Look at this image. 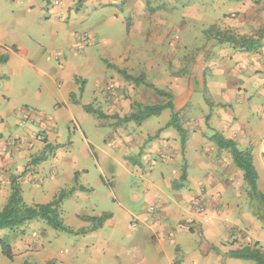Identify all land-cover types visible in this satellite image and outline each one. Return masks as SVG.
<instances>
[{"label":"crops","instance_id":"crops-1","mask_svg":"<svg viewBox=\"0 0 264 264\" xmlns=\"http://www.w3.org/2000/svg\"><path fill=\"white\" fill-rule=\"evenodd\" d=\"M12 1L0 15V56L8 55L0 68L13 65L0 71V210L14 184L30 204L72 190L61 216L94 264H257L230 256L255 244L264 250V220L250 207L244 172L209 137L220 132L241 150L251 149L264 192V34L256 33L264 27V0H55L52 7L47 0ZM5 16L16 26L8 27ZM213 26L259 45L225 42ZM119 69L144 73L146 82L173 94L185 146L179 131L166 126L170 109L116 125L114 115L131 113L134 101L154 104L149 101L157 96ZM71 121L80 138L70 125L62 127ZM36 132L45 141L35 140ZM76 143L74 152L66 149ZM135 177L141 188L133 187L132 200L117 195L116 205L137 215L138 227L120 230L112 211L87 233L76 232L93 225L83 217L104 211L74 212L81 223L69 224L71 200L81 206L80 196L94 195L98 204L87 200L96 211L109 198L96 188ZM20 229L0 230V248L9 239L12 260L68 264L42 243L64 231L41 219ZM8 260L3 256L0 264Z\"/></svg>","mask_w":264,"mask_h":264},{"label":"trees","instance_id":"trees-1","mask_svg":"<svg viewBox=\"0 0 264 264\" xmlns=\"http://www.w3.org/2000/svg\"><path fill=\"white\" fill-rule=\"evenodd\" d=\"M210 30L217 31V36L219 35L222 40H224L225 42H230L236 46L248 49H255L259 45V41L254 39L253 37H248L245 35H230L228 31H218L215 26L211 27ZM262 32L260 33L259 38H262ZM7 61L8 55L4 54L0 56V63H4ZM119 72L124 76V78H126L128 81H132L136 85L144 84L153 88L158 95L167 97L168 101L166 103H155L148 105H144L140 102L134 101L131 113L124 117L114 115L113 118L117 119L119 123L129 121H134L135 123H142L147 118H150L152 116H158L162 114L165 109H170L172 111V116L166 126H173L179 131L183 138V146H185L186 130L183 128V126H181L182 124L179 117V112L173 102V94L158 88L153 83L146 82V76L144 73L136 76L128 73V71L124 69H119ZM85 109L88 112L97 114L100 118H106V115L102 111L93 109L91 105H85ZM209 138L210 140L214 141L220 149L228 150L232 154L236 166L244 172V179L248 187L247 189L249 194L250 207L252 208L254 215L258 219L264 220V192H262L258 187L259 175L253 162L252 150H241L233 139L226 138L220 132H215ZM185 177L186 173L184 172L183 178ZM20 189L21 188L19 185H13L11 190L12 193L6 205L3 207V209L0 210V230L9 229L11 231H15L17 229H20V227H22L28 221L34 219H41L44 220L49 226H51L55 230L64 231L68 233H75L73 229L66 226V224L64 223L60 209L61 203L66 197L71 194L72 190H61L57 197L49 203H37L28 205L25 202L24 197L22 195V191ZM86 189V187H80V190ZM111 216L112 214L107 212L101 216H85L83 217V219L91 221L93 223L91 229L94 230L102 226L105 220H107ZM91 229L84 228L76 232L85 233ZM1 245L3 255L12 260L14 258V252L10 240L3 239L1 241ZM230 256L241 259L254 260L257 262V264H264V250L259 247L258 244H255L253 246H245L240 249L231 251ZM24 264L38 263L25 262ZM47 264L56 263L54 261H50Z\"/></svg>","mask_w":264,"mask_h":264},{"label":"rangeland","instance_id":"rangeland-1","mask_svg":"<svg viewBox=\"0 0 264 264\" xmlns=\"http://www.w3.org/2000/svg\"><path fill=\"white\" fill-rule=\"evenodd\" d=\"M47 1L49 2L48 4H49L50 7L54 6V1L55 0H47ZM11 3L14 4L15 2L12 1V0H0V15L5 14L4 10H6L8 5L11 4ZM6 19H7V21H6ZM42 19L47 21L45 15L42 16ZM2 21H5L6 25H8V27H12L14 25L16 26V23H14V20L11 17L6 18V16H5V18L2 19ZM261 32H262V35H263L264 34V27L260 28V30L258 32H256V33H257L258 36H260ZM28 34L29 33H26V35H28ZM12 67H13V65H11V64H9L7 66L3 65L0 68V71L2 70V68H3L4 71H10L12 69ZM130 82L133 83L132 81H130ZM147 87H149V86H147ZM149 88L154 90L151 87H149ZM165 91H167V90H165ZM167 92L171 93L170 91H167ZM156 95H157L156 98L150 99L149 102H154V104H155V103H162V102L166 103L168 101L167 97H163V96H160L158 94H156ZM161 98H164V99L161 100ZM151 100H153V101H151ZM132 105H133V103H132ZM144 105H146V104H144ZM197 108H198L199 111H201L200 107H197ZM105 119L106 118H104V120ZM62 124H63L62 127H65V130H67V129L69 130V128L67 126L70 125L71 129H73V136L75 134V131H77L78 132L77 133V137L80 138L79 130H77L76 127H75L76 123L71 121L70 123L69 122L68 123L64 122ZM119 124H122V123L116 122V125H119ZM40 133H42V132H40ZM77 143H79V142H77ZM77 143L71 148H68L69 146L68 147L66 146V149L67 150H72V151L73 150H77V148H78V144ZM83 145L85 147H87L84 142H82L81 147H83ZM80 164H82V163L80 162L78 164V166H80ZM133 187L141 188V184L139 182V178L135 177L133 179V181H130V183L128 181H125L124 183L115 182V183H113L112 186H109V187H104L103 185L99 186V188L95 189L96 193H98L99 195H100V193H103L105 196L108 195L109 198H107V200H105V201L100 202L101 204L95 206L96 211H92L91 206L89 205V202L87 200V199H90V201H93V203L98 204L99 201L94 197V195L93 196L92 195L88 196V194H83V196H80L81 197L80 199H82V201H83L81 206H75L74 203H73L74 201L71 200L69 203L66 204V209L68 210V217L67 218H68L69 224H71L72 226L76 227V226H78L81 223V220L73 219L74 218V214H73L74 212H79L80 211V213H84V214H96V215L100 214L101 215V214H103V213H101V211H104V213L112 211V213L114 212V214H115V222H116V224L120 225L117 228H120V230H122V229L125 230V231H127L128 229L130 230V226L131 225H132V227H138V225L141 223L140 220L138 219V216L137 215H132L131 216V215H129L128 212H126L124 210L123 207H120V206L116 205V203H118L117 199H116L117 195L119 197H121L120 200L122 202L125 201V200H130L132 198V193H133L132 189H133ZM37 200H39V202L41 201L42 203L43 202H47L46 201L47 200L46 197H42V199H37ZM27 204L28 205H32L30 203H27ZM72 214H73V217H72ZM36 222L37 221H34V222L29 224L30 226L28 228V232L25 230L28 233V235L32 236L33 232H34L33 229L35 231L37 230L35 227H33V225L36 226L35 225ZM134 222H137V226H134ZM75 224H77V225H75ZM49 229L53 230V228L50 227V226H49ZM89 229H91V228H89ZM92 230L93 229L88 230V231H92ZM21 231H23V228H21L19 230V232H18V234H20V236H22ZM87 232H85V233H87ZM25 234L26 233H24V235ZM62 235L63 236H61L62 237L61 239L53 238L50 241H48V240L44 241V242L42 241V243L45 245L46 248H50L54 255L59 256V260L63 261L65 259H67L68 264L69 263L70 264H94L93 261L90 260V259H87L86 258L87 255L82 252L81 244L83 243V240L81 238H78V237H76V235H73V234L68 233V232H63ZM47 236H48V234H47ZM39 243L41 244L40 241H39ZM82 253L84 254V257H82ZM3 256L4 255H3V251H2V245H1V248H0V259H2ZM20 260H21V262H20ZM22 260L23 259L20 256H18V258H16V260H8L5 264H23L24 261H22ZM26 261H29L30 263H38L39 262V261H36V260L32 259L31 257L27 258ZM57 264H62V263L59 262Z\"/></svg>","mask_w":264,"mask_h":264},{"label":"built area","instance_id":"built-area-1","mask_svg":"<svg viewBox=\"0 0 264 264\" xmlns=\"http://www.w3.org/2000/svg\"><path fill=\"white\" fill-rule=\"evenodd\" d=\"M33 138L35 139V140H37V141H39V142H43V141H45V138H44V135L42 134V133H38V132H36V133H34L33 134ZM151 211L152 212H155V207L153 208H151ZM134 226H137V222H134Z\"/></svg>","mask_w":264,"mask_h":264}]
</instances>
